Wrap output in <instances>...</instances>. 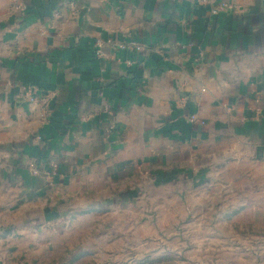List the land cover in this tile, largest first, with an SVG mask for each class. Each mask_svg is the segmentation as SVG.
I'll return each mask as SVG.
<instances>
[{
  "label": "crops",
  "instance_id": "1",
  "mask_svg": "<svg viewBox=\"0 0 264 264\" xmlns=\"http://www.w3.org/2000/svg\"><path fill=\"white\" fill-rule=\"evenodd\" d=\"M173 190L264 240V0H0V229Z\"/></svg>",
  "mask_w": 264,
  "mask_h": 264
},
{
  "label": "rangeland",
  "instance_id": "2",
  "mask_svg": "<svg viewBox=\"0 0 264 264\" xmlns=\"http://www.w3.org/2000/svg\"><path fill=\"white\" fill-rule=\"evenodd\" d=\"M138 193L97 213L70 214L54 229L40 225L35 242L0 229V264H264V240H246L243 218L225 225L218 208L197 216L175 190L172 211L161 209L154 195ZM222 198L220 192L205 200Z\"/></svg>",
  "mask_w": 264,
  "mask_h": 264
},
{
  "label": "built area",
  "instance_id": "3",
  "mask_svg": "<svg viewBox=\"0 0 264 264\" xmlns=\"http://www.w3.org/2000/svg\"><path fill=\"white\" fill-rule=\"evenodd\" d=\"M216 11H213V13H215ZM55 15V14H54ZM105 44H107L108 46H110L112 49L115 50H121V51H125L128 52L132 55H139L141 54L145 49L142 45H140L138 42L136 41H120V42H116L114 40H107L105 42ZM102 45L103 42L101 41H97L95 43V57L96 58H102L103 57V52H102ZM138 59H129L126 64L128 66V68H134L135 65L138 63L137 62ZM33 91H35V88H30L28 89V93H32ZM191 122H195V123H200L202 124V122H199L198 120H196V118L194 116H192L191 118ZM30 170L32 171L33 175L37 174V167L35 164H30Z\"/></svg>",
  "mask_w": 264,
  "mask_h": 264
},
{
  "label": "trees",
  "instance_id": "4",
  "mask_svg": "<svg viewBox=\"0 0 264 264\" xmlns=\"http://www.w3.org/2000/svg\"><path fill=\"white\" fill-rule=\"evenodd\" d=\"M131 74H133V72Z\"/></svg>",
  "mask_w": 264,
  "mask_h": 264
}]
</instances>
